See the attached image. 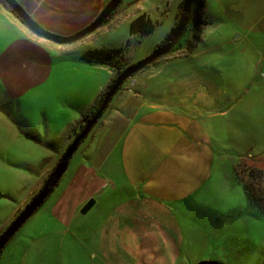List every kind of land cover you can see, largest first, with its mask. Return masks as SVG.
I'll return each mask as SVG.
<instances>
[{"label": "rangeland", "instance_id": "rangeland-1", "mask_svg": "<svg viewBox=\"0 0 264 264\" xmlns=\"http://www.w3.org/2000/svg\"><path fill=\"white\" fill-rule=\"evenodd\" d=\"M200 1L193 0L192 3V24L197 27L198 32L193 38L192 35L189 36L188 46L195 45L202 27L205 26L201 21L208 19L210 22L208 21L209 24L202 31L203 42L199 43L201 46L194 48L196 52L189 60H170L163 65L164 70L159 74L161 78L177 80V92L184 99L183 104H186L177 105L175 94L170 95L169 101L175 103L173 110L184 113L193 120L188 128L192 134L181 132L178 136L184 141H178L169 147H160L152 142V134L143 130L139 134L143 143L140 148H124V145L120 144L117 148L108 150V145H111V142L114 144L113 138L117 134H114L113 138L108 137L107 133L93 136L99 126L100 121H97L73 154L60 182L1 250L0 264H113L111 260L106 259L105 253L101 252L107 249H112L109 254L114 255L117 264H172L175 255L171 254L167 242L158 237L159 230L154 226V223L159 225L158 221L165 220L162 214L156 217L154 213H150V219L146 221L153 224L147 225L146 229L134 226L118 227L115 231H110L106 239V226L111 227L114 223L121 225L130 218L127 214L119 213V208L129 200L139 197L159 200L168 210L166 213L170 222L159 226L171 237L176 238L180 254L179 263L183 260L195 263L215 260L223 264H264V222L258 226L254 225V207L246 205V199L244 200L234 188L228 187L225 191L221 186L220 192L211 187L210 192L206 196L204 194L201 146L196 144V140L201 137V118L205 113H212L210 105L219 102L200 101L204 95L202 85L195 84L210 71L207 75L209 83L203 86L205 93L212 96L221 89L219 93L225 95L222 99L229 100L220 104L227 108L235 104V109L229 111L225 118L226 139L234 137V149H239L242 154L246 151L245 144L257 145L264 149V77L249 75L253 66L260 70L261 75L264 73V32L255 30L252 35L257 40L249 36L252 49L247 48L245 41L237 37V34L244 35L246 29H238L240 27L223 15L221 5L215 4L213 0H206V12L209 17L204 18L205 10ZM179 3L180 0H122L116 13H128L132 16L131 20L141 13H146L156 23L154 30L141 37L132 47L127 46L131 20H114L113 17L89 33L87 46L89 49L121 47L125 60L131 64L138 62L154 51L170 31L172 24L170 28L169 25L175 21ZM194 18L202 23V27L198 23L194 24ZM229 33H232L230 39L236 44L224 43V37ZM191 48L185 51L188 52ZM229 51L234 52L229 54ZM57 52L61 59L58 70L53 75V82L62 84L66 88V94L70 95L64 99V123L67 126L64 131L57 133L47 132L46 128L41 126L32 131L31 120L23 117L18 110L13 117L15 121L11 117L4 118L8 125L0 127V226L10 215L12 205L18 203L27 193L43 160L52 155V148L60 146L57 151L59 157V153L64 152L71 140L68 141L67 137L62 135L80 119V100L94 101L97 88L100 89L104 85L106 72L110 70L106 65L80 58L78 50L67 48ZM167 54L157 60L166 58ZM235 56H240L242 63L227 62L233 61ZM258 56L260 58L254 61ZM161 63L143 69L145 71L138 72L136 78L144 74L145 79H149L152 70ZM216 63L218 64L215 65ZM214 68H226L228 71L220 73L215 71L216 69L213 70ZM128 80H125L122 88ZM180 81H186L187 84L180 85ZM159 82V78L150 81L151 84ZM218 82H223L222 86H218ZM119 92L120 90L113 96L101 118L117 107L116 98ZM231 96H240V100H230ZM16 106V103L12 104V107ZM131 106L136 104L132 103ZM119 108L131 116L128 108ZM37 118V123L49 124L43 115L38 114ZM61 118L62 115H58L54 116L53 120L59 122ZM47 119L52 124L49 115ZM56 160L54 161L57 162ZM79 162L85 166L98 167V175L103 177L101 179H104L107 185L102 186L101 191L96 194L98 199L95 205L85 215H81L78 211L80 206L95 190L91 188L90 175L82 174L74 182H69L57 206L65 208L67 216L72 213L75 215L71 218V224L63 226L47 214L58 197L59 188L65 184L67 174ZM208 162H211V157ZM247 163L252 164V161ZM52 165L54 163L50 164L49 169ZM244 165L240 167L241 177L247 179V182L256 181V187L264 194V181L257 179H263L264 174L259 175L260 172L257 171L248 172ZM186 178L189 188H192L183 196L177 193L178 188L161 187L165 180L176 185L177 181ZM37 184L35 183L26 198L38 191L41 182L38 186ZM156 185L160 187H155ZM240 187L242 188V185ZM147 190L157 191V196H152L153 193ZM260 191L257 194H261ZM139 215H142L141 211ZM7 223L0 227V233ZM139 229H144V233Z\"/></svg>", "mask_w": 264, "mask_h": 264}, {"label": "crops", "instance_id": "crops-1", "mask_svg": "<svg viewBox=\"0 0 264 264\" xmlns=\"http://www.w3.org/2000/svg\"><path fill=\"white\" fill-rule=\"evenodd\" d=\"M15 1L43 28L45 27L47 29H51L52 31L59 32L62 35H71L89 24L109 0ZM213 2L217 5H221V13L229 20L231 19L234 21L235 24L240 27L238 29H246L244 35H237L239 36V39L245 41L247 48L252 49V40H248L249 36H252L257 40V38L252 35L253 32L255 30L264 32V0H213ZM203 6V10H205V15H203L204 18L206 16L209 17L206 12V8H208L206 0H204ZM116 15L117 16H114V20H120L121 18L128 20L129 22L131 20L130 18H132V16H129L128 13H116ZM212 19L215 18L213 17ZM209 22L204 23V25L207 26ZM171 24L173 25V23H170L169 28L171 27ZM201 24L202 23H200V27H202ZM205 26L202 27V31ZM202 31L194 46H188V42L190 41L188 37L186 46L182 50L170 52V54H167L168 56L166 58L157 60L156 63L143 68L145 69L147 67L157 66L160 62H162L158 67L152 70L149 78L150 81L154 78H159V83L151 84L149 79H145L144 74L136 78L135 75H137L138 72L142 73L145 71L143 69L137 71V73L128 78V82L120 89L116 98V102L118 104L117 107L107 112L103 118L98 120L100 121L99 126L93 134V136H95L100 133H107V136L111 138H113L114 134H117L113 138L115 140L114 144L111 142V145H108V150L115 149L120 144L124 145V148H131L133 146H136V149L140 148L143 143L141 142V139H139V134L142 133L143 130H145L147 134H152V142L158 144L160 147H169L178 141H184L183 138L178 136L181 132L191 133L188 128L191 126L193 120L189 119L186 114L177 113L173 110L172 106L175 103L169 101L170 95L175 94L177 97V105H182L184 103V99L180 96V94H178L176 89L177 80L161 78L159 74L164 70L163 65L168 63L170 60L180 59L185 61L191 59L193 53L196 52L195 49L201 46L199 43L203 42ZM231 34L232 33L225 35V44H236L232 39H230ZM88 36L89 34L86 37H82V39L80 38L76 41L70 42V44L53 42L47 38L37 35L29 29L0 2V127L7 126V121L4 118L11 117L13 119L16 110H18L23 117H28L29 120H31L33 126L30 127V129H32V131L38 129L40 126L45 127L47 132L57 133L65 130L67 125L64 123V99L66 96L70 95L66 94V88L63 87L62 84H55L53 82V75L58 70L61 59V55H59L57 51H64L67 48L69 50L72 48L79 51V56L81 58V55L89 49V46H87ZM189 48L191 49L188 52L185 51ZM233 52L234 51H229V54ZM259 58L260 56L256 57L254 61ZM234 61L240 64L242 60L240 56H235L233 61L227 62ZM217 64L218 63L215 65ZM252 68L253 71L249 73L250 76L264 77V73L261 75L260 70L258 71L254 66ZM213 70L220 73L228 71L226 68H214ZM209 72L210 71L206 72L202 78L198 79L195 83H200V86L202 85L201 88L204 95L200 101L206 103L208 100L212 103L217 100L219 102L217 104L210 105L209 108H212V113H205V115L201 118V137L196 140V144L201 146V161L203 163L201 177L203 178L202 186H205L204 194L206 196L210 192L211 187L213 190L220 192H222L220 188L221 186L225 191L228 187L236 189L239 195L244 200L246 199V205L249 204L254 207L256 213L254 216L256 219L254 225L258 226L259 223L264 222V212H262L256 204L248 200L243 183L238 175L237 166L241 161L245 160L252 161L253 165L264 169V149L257 145L245 144L246 151L242 154L239 149H234L233 136L226 139L227 126L225 118L228 116L229 111L235 109V104L230 105L228 108L225 107V105L220 104V102L224 103V101L229 100V98L222 99L225 95L219 93L221 89H219L217 94L212 96L205 93L203 86H206L209 83L207 80ZM106 73L105 81L103 83L104 85H102L100 89L97 88L95 93L96 99L93 98L94 101L86 100V102L84 99L80 100V102H82L79 109L80 113H78L80 116L96 102L98 98L97 96H99L108 85L112 78L113 71L110 69L109 72ZM186 80L188 81V79ZM222 83L223 82H218L217 85L222 86ZM178 84L185 85L187 82L180 81ZM151 86H153L152 91ZM230 100L239 101L240 96L235 98L231 96ZM13 103H16L17 106L12 107ZM132 103H135L136 106H131ZM119 107L122 109L128 108L131 116L123 113ZM38 114L43 115V118L49 124L37 123L35 118L38 120ZM47 114L52 118V124L48 121ZM58 115H62L61 120L59 122H54L53 117ZM13 120L15 121V119ZM75 135V133H71L69 130L62 136H66L68 141H70ZM59 147L60 146L53 147L52 155L43 160L40 170L33 179L27 193L18 203L16 202L12 205L10 215L2 222L0 227L8 222L4 226L5 228L37 192L36 191L32 196L30 195L26 198L35 183L37 184L38 182H41L38 190L43 185L45 179L47 178L46 176H48L50 171L53 170L56 165L55 163H57L54 160H59L60 158L57 152ZM59 155L61 156V153H59ZM210 157L211 162L209 163L208 159H210ZM52 163H54V165H52V168L49 169V166ZM96 168L98 167H94L93 165L85 166L82 162L75 164L72 170L67 174L65 184L59 188L58 197L51 205L52 209L47 215L55 218L59 224L63 226L71 224V218L75 215V213L67 216L64 211L65 208L61 209V207L57 206V204L59 203V198L66 191L65 189L69 182H74L76 179L80 178L82 174L90 175V184H92L91 188L95 190L85 198L83 201L84 203H82L78 210L79 213L81 207L90 198H95L96 203V200L98 199L96 194L101 191L102 186L107 185L106 181L101 179L103 177L98 175ZM89 171L93 173L89 174ZM214 183L215 185L213 186ZM192 185L193 184L191 182L190 186ZM240 185H242V188ZM166 186L168 188H178L179 191L177 193H180L182 196L186 192H190L192 188H189V181L187 178L180 179L176 182V185L165 180L161 184V187L164 188ZM155 187L160 186L156 185ZM147 191L152 192V196H157V191ZM140 211L142 212V215H139ZM167 211L168 210L160 203L159 200L157 201L156 199L148 197L131 199L127 204L123 205L118 210L119 213L130 216L128 222L124 221L121 225L114 223L111 227L106 226V239L109 232L113 230L115 231L118 227L128 226V228H131L134 226L146 229L147 225L151 226V224H153L146 221V219H150V213H154L156 217L162 214L165 220L157 222L159 225H162L169 221L168 214L166 213ZM79 213L76 214L78 215ZM159 225L154 223L155 228H158L159 230V232H157L158 237L164 242H167L166 244L170 246L171 254L175 255L174 262L172 264L195 263V261L184 260L181 261L182 263H179L178 259L180 254L178 245L175 242L176 238L173 236L171 237L166 230ZM144 229H139V231L144 233ZM113 235L115 239L116 236L114 232ZM111 250L107 249L105 252L100 251L105 253V257L107 256L106 259L108 261L111 260L113 264H117L115 262L114 255L109 254Z\"/></svg>", "mask_w": 264, "mask_h": 264}, {"label": "water", "instance_id": "water-1", "mask_svg": "<svg viewBox=\"0 0 264 264\" xmlns=\"http://www.w3.org/2000/svg\"><path fill=\"white\" fill-rule=\"evenodd\" d=\"M10 9L24 22V24L44 38L52 40L57 43H70L76 41L101 26L109 16L116 10L122 0H109L101 9L98 15L84 28L78 30L71 35H59L50 32L39 25L15 0H3ZM192 0H182L180 15L177 24L168 32L163 43L157 46L148 56L139 60L138 62L128 65L123 69L120 74L115 78L110 87L105 92L100 105L95 110L92 117L85 122L84 127L72 138L68 146L61 154L59 160L54 166L53 170L45 179L43 185L26 203V205L17 213L11 222L0 233V252L10 241L13 235L21 228V226L35 213V211L43 204V202L50 195L55 186L59 183L62 175L66 172L69 162L73 154L77 151L80 144L84 141L90 130L102 116L104 110L107 108L110 99L115 95L118 88L124 83L126 79L131 77L132 74L150 65L152 62L167 54L172 48L176 39L185 29L189 15L191 12ZM237 37H239L237 35ZM95 204V199L90 198L81 207L80 213L85 215ZM193 264H223L214 260H202Z\"/></svg>", "mask_w": 264, "mask_h": 264}, {"label": "trees", "instance_id": "trees-1", "mask_svg": "<svg viewBox=\"0 0 264 264\" xmlns=\"http://www.w3.org/2000/svg\"><path fill=\"white\" fill-rule=\"evenodd\" d=\"M0 2L10 12H12L22 23H24L16 15V13L13 12L10 9V7L3 0H0ZM191 3H193V0H192ZM181 4H182V0H180L179 6H178V11L176 13V18H175V21H174L171 29L177 24V21H178L179 15H180ZM200 4L204 5V0H201ZM191 11H192V4H191ZM115 15H116V10L109 16V18L104 23H106L107 21L112 19ZM192 21H193V18H192V15L190 14L189 15V20H188V23H187L185 29L180 34V36L176 39V41L174 42V44H173L172 48L170 49L169 53L170 52H176L178 50H182L186 46V41H188V37L190 35H192V38L195 37V34H197L198 30H197V27L196 28L194 27V25L192 24L193 23ZM201 22L207 23L208 19H204ZM195 23L200 24L199 22H197V18H194V24ZM155 26H156V23L146 13H141V14L137 15L136 17H134L130 21V24H129V38L127 40V44L126 45L132 47L133 45L137 44L139 42L140 38L143 37L144 35L152 32L154 30ZM191 27H193V29ZM166 35L157 44V46H160L163 43ZM81 58L85 59L87 61H92V62H95V63L106 65L107 67H109L113 71V74H112V78L109 81L108 85L100 93V95L98 96L96 102L90 108H88V110L81 115L80 119L76 120V122L71 127L70 132L71 133H75V134H77L84 127L85 122L88 121L92 117V115L94 114L95 110L100 105V102H101L105 92L110 87V85L115 80V78L120 74V72L123 69H125L128 65L131 64V62H129L128 60H125L124 51H123V48H121V47L88 49L86 52H84L81 55ZM126 61H128L127 64H124ZM134 74H132L131 76H133ZM122 85L118 88L117 92L122 88ZM111 99H110V101H111ZM243 164H245L244 166H246V169L248 170V172L257 171V172H260L259 175H263L264 174V169L259 168L256 165L248 164L247 161H245V160L241 161L238 164V166H237L238 175H239V177H240V179H241V181L243 183V187H244V190H245V193L247 195L248 200L253 202L254 204H256L259 207V209L262 212H264V194H263V192L260 191L259 188L256 187V181L247 182L248 181L247 179L241 177V174H240V170L241 169H240V167ZM257 179H260V181L261 180L264 181V178L261 179L260 177H257ZM258 191H260L261 194H257Z\"/></svg>", "mask_w": 264, "mask_h": 264}]
</instances>
